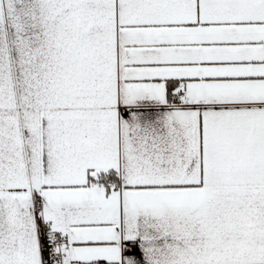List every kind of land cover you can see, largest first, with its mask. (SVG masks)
<instances>
[{
    "label": "snow or ice",
    "instance_id": "snow-or-ice-1",
    "mask_svg": "<svg viewBox=\"0 0 264 264\" xmlns=\"http://www.w3.org/2000/svg\"><path fill=\"white\" fill-rule=\"evenodd\" d=\"M0 264H264V0H0Z\"/></svg>",
    "mask_w": 264,
    "mask_h": 264
}]
</instances>
